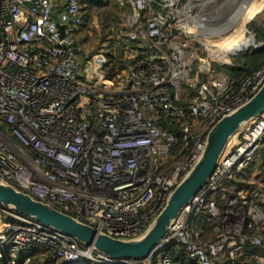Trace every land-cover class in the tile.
Wrapping results in <instances>:
<instances>
[{
	"label": "built area",
	"instance_id": "built-area-1",
	"mask_svg": "<svg viewBox=\"0 0 264 264\" xmlns=\"http://www.w3.org/2000/svg\"><path fill=\"white\" fill-rule=\"evenodd\" d=\"M96 1L0 0V181L99 233L134 238L198 162L217 122L262 87L264 63L235 82L219 66L238 51L228 61L212 55L193 0H118L131 4L125 33L109 59L82 66L78 34ZM254 41L242 50L264 47ZM111 60L124 68L109 77ZM258 171L264 112L230 139L149 256L111 258L0 202V264L38 255L64 264H264Z\"/></svg>",
	"mask_w": 264,
	"mask_h": 264
},
{
	"label": "water",
	"instance_id": "water-1",
	"mask_svg": "<svg viewBox=\"0 0 264 264\" xmlns=\"http://www.w3.org/2000/svg\"><path fill=\"white\" fill-rule=\"evenodd\" d=\"M59 27L62 35H64L65 25L59 24ZM198 33L204 36L206 34L202 30H199ZM263 112L264 84L248 102L224 116L212 128L206 140L205 150L198 162L170 193L160 214L137 237L116 238L99 233L93 226L52 207L46 202L35 199L14 185L3 181H0V202L12 206L22 214L33 216L44 224L62 230L81 241L85 246H93L98 252L111 258H145L156 251L181 209L191 201L208 180L230 139Z\"/></svg>",
	"mask_w": 264,
	"mask_h": 264
},
{
	"label": "rangeland",
	"instance_id": "rangeland-1",
	"mask_svg": "<svg viewBox=\"0 0 264 264\" xmlns=\"http://www.w3.org/2000/svg\"><path fill=\"white\" fill-rule=\"evenodd\" d=\"M245 1L246 0H193V5L196 13L207 15V20L211 19V25L209 26L221 29L227 19L231 18L233 10L239 8L240 4H245ZM253 1L256 3L261 0H252V2ZM130 8L131 4L129 2L121 4L118 0H98L88 7L85 24L78 34V60L82 66H85L89 60L94 59L96 56L108 58V55L112 53L116 38L125 33L122 23L124 15ZM245 28H247V39L254 36L257 42H264V9L260 10L251 20L246 22ZM230 33L231 32L220 34L217 35V37L226 36ZM255 45L256 43L254 41L253 46ZM247 54L254 55L255 52L243 50L240 51L238 55L246 56ZM257 64L258 56H255L254 59L250 60L247 68H255ZM115 67H119V70L122 71L123 65L118 64V66L115 65ZM115 67L113 70H115ZM242 72H245V70L239 67V70L235 71V75L239 76ZM252 175L254 179L264 181V171L254 172ZM32 264L64 263L49 261L44 259L41 255H38Z\"/></svg>",
	"mask_w": 264,
	"mask_h": 264
},
{
	"label": "bare ground",
	"instance_id": "bare-ground-1",
	"mask_svg": "<svg viewBox=\"0 0 264 264\" xmlns=\"http://www.w3.org/2000/svg\"><path fill=\"white\" fill-rule=\"evenodd\" d=\"M264 9V0L252 2V0H246L245 4H240L239 8L233 10L231 18L222 25L223 28H213L211 22L207 20L208 16L202 15L195 22L200 26L199 30L205 32V38L212 47L211 52L214 57L228 61L230 53L245 49L254 45V36L246 38L245 23L251 20L255 14ZM211 17V16H210ZM208 21V22H207ZM195 22L190 23L192 29L195 28ZM231 32L226 36H218L222 32ZM212 37V38H211Z\"/></svg>",
	"mask_w": 264,
	"mask_h": 264
},
{
	"label": "trees",
	"instance_id": "trees-1",
	"mask_svg": "<svg viewBox=\"0 0 264 264\" xmlns=\"http://www.w3.org/2000/svg\"><path fill=\"white\" fill-rule=\"evenodd\" d=\"M264 30V29H263ZM255 54L254 55H246L247 61L250 62V60L254 59L255 56H258V64L255 68L259 67L262 63H264V47L260 48V49H255L254 50ZM255 61V60H253ZM111 66H110V70H109V77H112L117 71L119 72V67H115L118 66V64H121V62L119 60H111ZM123 65V64H122ZM234 66V67H233ZM249 66V65H248ZM115 67V70H113V68ZM223 71H225L226 73H228L229 75H231L235 82H239L247 73H249L250 71H252L255 68H247V67H242L245 72H242L239 76L235 75V71L239 70V66L233 64V65H229V64H225L222 66H219ZM124 68V66H123ZM122 68V69H123ZM121 69V70H122ZM36 259V258H35ZM34 261V260H33ZM32 264V263H31ZM223 264H230L229 262H224Z\"/></svg>",
	"mask_w": 264,
	"mask_h": 264
},
{
	"label": "crops",
	"instance_id": "crops-1",
	"mask_svg": "<svg viewBox=\"0 0 264 264\" xmlns=\"http://www.w3.org/2000/svg\"><path fill=\"white\" fill-rule=\"evenodd\" d=\"M240 51H243V50H240ZM240 51H238L236 54L233 55L232 63H230V65L235 64V65L239 66L240 68L247 67L249 65V62L247 61V58L245 55H238L240 53ZM251 51H254V49Z\"/></svg>",
	"mask_w": 264,
	"mask_h": 264
}]
</instances>
